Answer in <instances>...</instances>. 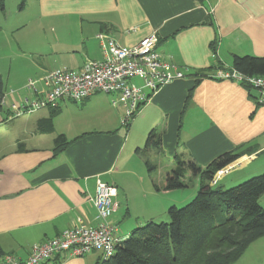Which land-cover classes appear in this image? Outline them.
Here are the masks:
<instances>
[{
    "label": "crops",
    "instance_id": "0c3cea01",
    "mask_svg": "<svg viewBox=\"0 0 264 264\" xmlns=\"http://www.w3.org/2000/svg\"><path fill=\"white\" fill-rule=\"evenodd\" d=\"M0 32L9 38V58L19 69L11 92L5 91L0 123L12 121V104L29 100L30 79L39 81L59 69L79 71L89 60H103L99 33L125 48L156 33L163 60L191 75L152 94L128 127L121 123L128 105L113 106L111 96L98 93L80 107L62 101L49 133L41 132L38 124L51 118L50 110L17 122L21 130L11 136L0 134L2 254L25 260L34 245L79 220L97 226L88 197L96 194L99 181L118 189L112 221L123 241L148 222L168 219L170 207L184 206L196 196L200 177L186 174L195 184L191 192L166 191L165 171L159 179L155 175L157 166L163 167L162 157L168 173L177 167L176 156L206 168L242 147L251 151L228 166L231 171L219 182L221 187L264 173V106L257 104L258 91L194 77L213 75L219 65L232 68L234 56L264 58V0H5ZM153 129L160 149L145 147ZM61 136L69 145L56 154ZM121 206L122 220L115 219ZM129 219L137 221L124 231L120 223L124 226ZM100 255L92 252L64 264H98Z\"/></svg>",
    "mask_w": 264,
    "mask_h": 264
},
{
    "label": "trees",
    "instance_id": "16d2710c",
    "mask_svg": "<svg viewBox=\"0 0 264 264\" xmlns=\"http://www.w3.org/2000/svg\"><path fill=\"white\" fill-rule=\"evenodd\" d=\"M0 10H5V0H0ZM212 48L216 54V42ZM216 69L226 68L219 65ZM232 69L245 76H264V58L234 56ZM213 75L200 73L194 77L198 82L205 78L215 79ZM241 86L249 92L256 90L247 84ZM4 99L5 85L0 72V113L4 108ZM257 104L260 106L258 100ZM49 110L51 118L40 120L38 124L39 130L44 133L53 130L52 119L60 108ZM68 145L65 137H59L56 154L62 153ZM145 147L161 148L156 129L149 133ZM250 151L237 148L218 157L206 168L193 160L176 156L177 167L167 173L164 189L186 188V174L191 172V176L200 177L196 196L184 207H170L169 222L151 221L136 228L117 247L112 258L98 264H235L251 244L264 238V209L259 203L264 195V175L230 188L221 187L219 183L211 186L210 182L219 171ZM147 166L151 174L152 168L149 164ZM2 256L4 254L0 252V258Z\"/></svg>",
    "mask_w": 264,
    "mask_h": 264
},
{
    "label": "built area",
    "instance_id": "2783aa9c",
    "mask_svg": "<svg viewBox=\"0 0 264 264\" xmlns=\"http://www.w3.org/2000/svg\"><path fill=\"white\" fill-rule=\"evenodd\" d=\"M104 59L89 60L79 71L59 69L48 72L41 80L30 79L26 88L32 98L23 104H12L11 115L16 117L40 108L57 109L62 101L81 102L98 93L111 96L112 105H128L121 123L128 127L131 120L161 87L187 78L189 70L163 60L157 51L156 33L149 35L132 48L121 46L115 39L99 33ZM213 77L237 84H247L259 92L258 103L264 106V76H245L232 68L217 70ZM136 80L142 82L141 85ZM40 85V87H39ZM9 116V117H10ZM228 166L219 171L210 182L217 185L230 173ZM118 189L113 184L98 182L96 194L89 202L97 212V226H89L82 220L57 237L34 245L28 258L20 260L14 255H4L0 264H64L69 258L83 257L99 252L103 263L116 254L123 239L117 236L118 228L112 218L118 209Z\"/></svg>",
    "mask_w": 264,
    "mask_h": 264
},
{
    "label": "rangeland",
    "instance_id": "374dc122",
    "mask_svg": "<svg viewBox=\"0 0 264 264\" xmlns=\"http://www.w3.org/2000/svg\"><path fill=\"white\" fill-rule=\"evenodd\" d=\"M8 40H9V38L7 37V35H5V33L0 32V47H1V50H0V72H1L2 77H3V81H4V85H5V91L11 92V88H12L11 86H12L13 82L18 79L16 77V73L19 72V69H18V67L15 66L17 61H13L11 58H9ZM33 80H35V79H33ZM136 83L138 85L142 84V82L140 80H136ZM26 95L29 97V99L32 98V94L30 91H27ZM66 103H68V105H72V106H79V107L82 106V104H80V102L74 103V102L66 101ZM63 107H65V104ZM48 112L49 111L47 108H40L38 110L37 109L34 110L31 113H23L22 115H20L18 117H16L15 114H13L12 121L5 120V121L0 123V134L4 133V134H9L11 136V135H13L12 134L13 132L16 133V132H19V130H21V125L17 122L23 121V120L28 119V118H36V117L42 116L44 114H48ZM74 117H76V115H74ZM32 125H33V121H31V123H30V128H32ZM26 129H27V127H26ZM2 130H4V131H2ZM1 150H2V148H1ZM162 160H163V167L158 164L157 160H155V165L156 164L159 165V167L156 165L157 170H156V174H155L156 177H158V179L161 176L162 171L166 172L169 170V169L165 170L166 165H167V160L164 157H162ZM165 172H164V177H166V173H167V172L166 173ZM191 174L192 173L189 172V174H188L189 177L191 176ZM229 174H227V175H229ZM262 175H264V173ZM185 181H186L187 187L184 189H179L178 190L179 192L188 193V192H191L193 190V188H195L194 187L195 184L193 183V179L186 178ZM224 188H228V187L226 186ZM259 203H260V206L264 209V198H262L259 201ZM184 206H181V207H184ZM181 207H178V208H181ZM122 209H123V206H121V211L114 216L115 219L119 218L120 220H122V215H123L122 213H124V210H122ZM135 221H137V220L129 219L125 223L124 226L121 225V223H120V226L123 227V229L125 231L127 229V227H130V225H133V223ZM169 221L170 220L168 217V219H166V220H158L157 222L162 223V222H169ZM140 227H142V226H140ZM235 264H264V238L259 239V241L257 240L255 244L251 245L249 247V249L244 253L243 257H241V259H239Z\"/></svg>",
    "mask_w": 264,
    "mask_h": 264
},
{
    "label": "bare ground",
    "instance_id": "6f19581e",
    "mask_svg": "<svg viewBox=\"0 0 264 264\" xmlns=\"http://www.w3.org/2000/svg\"><path fill=\"white\" fill-rule=\"evenodd\" d=\"M12 116L9 117V119H11Z\"/></svg>",
    "mask_w": 264,
    "mask_h": 264
}]
</instances>
